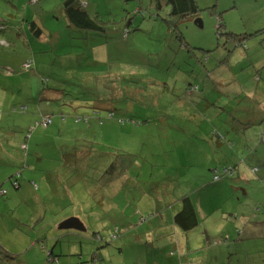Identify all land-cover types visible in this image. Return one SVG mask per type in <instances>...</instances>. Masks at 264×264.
<instances>
[{
	"label": "rangeland",
	"instance_id": "rangeland-1",
	"mask_svg": "<svg viewBox=\"0 0 264 264\" xmlns=\"http://www.w3.org/2000/svg\"><path fill=\"white\" fill-rule=\"evenodd\" d=\"M64 1L0 0V14L5 10L16 17L4 16L8 18L7 26L11 21H18L20 25L25 17L35 19L44 37L40 41L31 37L30 51L26 41H17L21 36H16L9 27L0 32L6 34L3 39L10 46L1 48L0 67L11 72L6 75L0 68V131L4 133L0 143L8 150L7 166L1 168L0 165V187L8 192L0 196V202L5 204V212L0 210V258L6 264H94L85 257L107 248L112 252L129 239L128 236L124 240L110 239L113 230L122 228L125 222L119 213V209L127 208L123 197L131 200L130 209L137 220L144 217L145 214H139V210L144 211L138 202L140 185L150 183L145 192L154 197V202L167 195L172 199L169 195L176 196L189 185L208 186L212 176L211 159H199L195 153L200 148L189 137L191 133L182 132L180 122H166L163 117L170 116L177 121L178 114L182 113L177 111V106L192 103L194 94L186 96L188 85H202V81L191 74L216 70L221 55L219 50H214L227 46L232 51L235 47L234 40L220 34L217 17L221 12L225 30L233 34L244 36L264 27V0H218L219 7L215 11L218 15L210 13L213 10H205L198 18L186 19L177 26L193 53L187 54L181 49L184 53L180 52L174 32H169L165 23L150 19V0H83L88 4L91 17L111 22V28L104 35L68 28L62 9ZM208 1L209 7L215 6V0H200V3L204 5ZM137 9L145 11L146 18L136 15ZM125 17L132 19L127 38L119 27ZM197 21H201V25ZM245 41L249 50L237 48L230 67L218 70L223 81L229 82L231 74L241 72L236 70L242 65L235 62L241 60L242 53L249 51L250 58L264 55V41L259 38ZM13 45L16 53L12 55ZM208 56L214 58L210 64L205 61ZM26 57L34 60L35 67L21 74L22 65H18V60ZM249 70L255 72L252 67L244 71L251 72ZM226 91L233 106L238 100L242 104L257 105L249 99L243 102V95L232 87ZM99 98L100 101L110 100L117 108V116L129 122L121 124L117 119H102L101 123L92 118L93 103ZM70 101L81 107L80 111L72 112L74 116L90 118L87 123H75ZM197 102L203 105L200 99ZM26 106L25 113L13 111ZM257 106L248 113L262 117V105ZM101 113L107 115L105 111ZM41 115H52V125L46 129L35 128ZM193 117L203 120L202 114ZM258 121L256 118L246 122L244 127L238 126L246 134L249 145L242 164H256L249 168L240 164L233 178H221L217 184L220 194L208 193L214 194L215 199L225 194L224 203L216 214L224 213L229 223L216 226L214 231L219 235L224 228L223 233L229 235L222 237V244L212 243L206 247L209 249L207 264H240V258L249 264H264V233H261L264 226L261 225L260 231L256 225L262 223L263 213L254 218L249 216L247 204H242L246 197L239 190L247 189L250 198L264 204L257 199V196L264 199V144L260 142L264 124ZM14 125L20 126L23 138L28 139L26 152L17 150L14 141L10 142L16 132ZM231 134L237 135L234 131ZM257 144L260 149L254 153ZM257 163H262L263 167ZM111 166L114 167L113 179L103 174ZM254 169H258L255 175L252 174ZM117 170L121 174L116 178ZM13 174L21 175L19 190L11 187L9 178ZM135 178H139V183ZM54 179L56 183L52 182ZM122 181H130V185L118 193L120 188L115 186L122 185ZM31 183L36 184L35 189ZM200 192L193 200L204 204L207 193L199 195ZM258 216L260 220H256ZM72 217L85 225L84 232L58 229L63 221ZM250 221L257 222L249 226ZM246 226L251 232H244L246 239L242 237L240 241L245 249L237 251L239 245L234 247L232 242ZM94 233L107 237L109 245L102 247L95 243ZM139 248L144 250L143 245ZM90 249L92 252L85 256ZM50 251L53 256L49 258ZM107 263L121 264L116 258ZM192 263L205 264L196 259Z\"/></svg>",
	"mask_w": 264,
	"mask_h": 264
},
{
	"label": "trees",
	"instance_id": "trees-1",
	"mask_svg": "<svg viewBox=\"0 0 264 264\" xmlns=\"http://www.w3.org/2000/svg\"><path fill=\"white\" fill-rule=\"evenodd\" d=\"M150 1H151L150 8L152 10V13L149 14L150 19L161 20L162 24L165 23L168 26L167 30H169V32L172 31V33L174 32L173 35L175 36L176 41L179 42V46H180L179 50L181 49L187 54H193L192 52H190V48L185 43L183 36L177 31V26L186 19L198 18L200 13L205 10H213L210 13L216 15L217 14L215 12L216 7L215 6L209 7V5L205 3L204 5H202L199 0H153V1L150 0ZM62 9H63V13L67 21V24H68L67 26H69V28L80 31L81 33L86 32V33H91V34H96V35H104V34H107L109 29L111 28L109 27L111 22L109 21L103 22L97 19L96 17L95 18L91 17L87 11V4H85L83 0H65L63 2ZM122 10L124 11V6ZM127 14H129V12H127ZM135 14L136 15L139 14L143 19L146 18L145 11L137 9L135 10ZM222 15H223V12H221L219 16L217 17V26L219 27L220 34L227 37L228 39L234 40L235 47L232 48V51H230L227 46H224L222 48H216L214 50V52L219 50L220 54L219 53L218 54L221 55L220 58H218V60L220 61L218 63V67H216V70L211 69L213 71L207 70L206 72L204 70L201 73H198L199 75H196L195 73L191 74V75L197 76L199 80L202 81V85H200V87L198 83L197 85L196 84L188 85L190 86L188 89L189 92L186 94V96H188V94H191V95L194 93L197 94V95L194 94L192 98V103H194V106L196 109L195 108L192 109V105H191L192 103H188V104L186 103V109L180 108L181 105L177 106L179 107L177 111L182 112L178 114L177 121H173L172 117L170 116L163 117L165 119L163 121H166V122H176V123L180 122L182 126L181 131L188 132V133L190 132L191 135L189 137L193 138L195 141L199 140V143L197 142L196 143L199 144L200 146L202 142H203L202 144H204L205 142L206 144H209L212 147L213 157H210L213 163L212 168L210 169L212 176L209 179L210 181L208 183V186L205 184L201 187L197 185V187H199L201 191L199 195H203L206 193L208 195V193L211 192L210 189L212 187L213 188L217 187V184L219 183V181H221V178L230 177V176L232 177L236 166L244 161V158H245L244 151L245 150L236 152L237 150H239V148H237L239 146V144L237 143V138L244 139L242 138L244 135V132L243 130H239L238 126L244 127L246 126V122H249L250 120H254L256 118H259L258 123L260 125L264 124V115L262 117H259L257 115H251L248 113L252 111L251 109L258 108L257 105H261V101L257 98V96L247 95L245 93L244 86H242V84H239L237 79L235 80L236 75L234 76V74H232V78H230L229 82H225L221 79L222 74L218 72V70H220L221 68L230 67V64L234 57L233 54L237 51V48L241 47L242 49L247 50L248 47L246 43L247 41H245L246 39L249 40L252 38H259L261 42L264 41V27L257 30L256 32H253L252 34H244V36L236 35V34L231 33V31L225 30L226 25H225V22L222 20ZM123 19H124L123 24L121 23L119 27H120L123 37L127 38L128 35L131 33L129 26L132 24V19L129 17H125ZM7 20L8 19L1 20L0 32H3L6 29V27H9L10 31L14 32L16 36H21V35H18L19 33L15 31L16 30L15 26H16V23L18 22H12L10 20L11 21L9 22L10 26H7L5 23ZM22 24L26 26L25 30L32 35L29 37L30 40H31V37H34L35 39L39 41L44 38L43 29L37 25V23L35 22V19L32 20V19H28L25 17L21 20L20 26ZM0 35L4 37L6 34L4 35L0 34ZM23 37L24 36H21V39L24 42ZM25 39L27 40L28 38H25ZM26 43H29V42H26ZM1 45L5 47L6 49L10 48V46L5 41H2ZM27 45L29 46V50L31 51V43ZM181 50L180 52H182ZM203 53L210 54L211 52H203ZM0 57H2V52H0ZM173 60L174 59L171 60L170 64L173 62ZM213 60L214 58H209V56L205 58L206 64H210ZM19 66H20V73L27 74L28 72L34 69L35 62L33 59H27L26 57V58H23V62L19 64ZM1 70L3 71V73L5 70L7 72L10 71L6 68H2ZM240 70L241 68H239L238 71ZM260 71H261L260 68L256 69L255 71V74L257 73L255 76L256 80H261L258 75ZM177 72L178 74L182 73L180 71H177ZM228 87H232V90L236 92L238 91L239 94L243 95L242 97L243 102L245 99H249L251 100V102L257 103V105L246 103V102H244L245 104H242L238 100L235 102L237 103V105L233 106L229 98V92L226 91ZM234 87L238 88V90H235ZM204 88H207L208 90L206 94L204 93ZM241 95H238L237 97ZM199 99L203 101L202 106L199 105L197 102ZM100 100L102 99L99 98L98 100H96L97 101L96 103H93L92 111L93 110L94 111L91 114L92 118H97L99 121H101V123H102V119H117V121H119L121 124L129 122L128 120H125L124 117L117 116V113H118L116 110L117 108L113 107V103L110 100L109 101L108 99L104 101H100ZM72 103L73 101H70L71 108H72L70 110V113L72 114L71 117L74 118L75 123H80V122L87 123L90 118L74 116L72 112L80 111L79 108L81 107L79 105L78 106L72 105ZM85 103L88 105L91 104L90 101L89 102L87 101ZM202 107H204V110H202ZM233 108H234V112H232ZM27 110L28 108L26 106V107L14 108L13 111L25 113ZM103 111H105L107 115L102 116L101 112ZM62 113L63 112L61 111V114ZM197 113L200 116L202 114L203 120L202 119L197 120L195 119V117H193L194 114H197ZM110 115L112 116L109 117ZM46 118L51 120V122L53 123L52 115H41L39 120L36 121V123L34 124L35 128L37 127L39 128L42 121ZM235 120H239V121H235ZM169 126H173V125L169 124ZM231 131L236 132L237 135H232ZM260 142L264 144V129H263V135L261 137ZM21 147H22L21 151H24V152L27 151L26 144H23ZM200 151L195 153L198 155L199 159L208 158V154L206 153L205 150L203 151L202 149H200ZM4 161L6 163V160L0 161L1 167L7 165V163L5 164ZM256 171H258V169L252 170V174L255 175ZM103 174L107 178L113 179L114 167L111 166L110 168L106 169ZM120 174H121L120 171L117 170L116 178ZM9 179H10L9 181L11 183V187L16 190H19L21 175L13 174L12 177H10ZM31 185L33 188H35L34 186H36L34 183L33 184L31 183ZM188 187L192 188L195 186L189 185ZM206 188H208V190H205ZM5 195H7V191H5L4 189H2V187H0V196L3 197ZM210 198L211 197L207 196L204 204L210 203L209 201L211 200ZM222 200L224 202L223 197H222ZM179 202H180L181 208L175 214L173 218V222L176 227H179L183 231L186 232L188 230L195 228L198 225L199 219H198V214L196 211V204L197 203L201 204V202L196 201L193 203L192 200L190 199V196L184 197ZM114 231H115V234L118 233L119 228L116 227L113 230V232ZM110 239L114 240L115 238H112L110 236ZM115 240H117V238ZM93 241L97 244H102V247L109 245V242H107L108 238L103 237L99 234H94ZM221 242L223 243V241L221 240L217 244H220ZM52 256L53 254L48 255L49 258ZM94 257L95 258L92 257L93 261L97 262V257L96 256ZM0 260L2 259L0 258ZM11 260H14V258L11 257Z\"/></svg>",
	"mask_w": 264,
	"mask_h": 264
},
{
	"label": "crops",
	"instance_id": "crops-1",
	"mask_svg": "<svg viewBox=\"0 0 264 264\" xmlns=\"http://www.w3.org/2000/svg\"><path fill=\"white\" fill-rule=\"evenodd\" d=\"M214 2H215V7L216 8L219 7L218 0H215ZM205 4L209 5L210 1H208ZM87 9H88V4H87ZM1 13L2 14H0V22L2 19H8L9 17L10 18L15 17L5 10H2ZM4 16L8 18H5ZM17 24L18 23H16L15 31L19 33L18 35L28 38L26 40L23 37L24 41L26 40V42L31 43L32 41L30 40L29 37L32 35L25 30L26 26L24 24H22L21 26ZM67 27L69 28V26ZM3 38L4 37L0 35V51L2 50L1 48L6 49L5 47L1 45V42L4 41ZM16 40L23 41L21 38L16 39ZM15 45L17 47L18 42ZM16 47L14 45L12 46V50H14L12 51V55L16 53V50H15ZM31 51H32V47H31ZM0 59L2 60L3 58L0 57ZM22 62H23V59L22 58L19 59L18 65L21 64ZM235 63L234 64L238 66L239 64L242 65L241 72L240 73L237 72L238 75L235 76V80L237 79L239 84H242V86H244V90L247 95L257 96V98L261 101L262 110H264V55L261 54L260 57L250 58V55L248 54V52L242 53L241 60ZM246 63H248V65H246ZM248 67L254 68L255 71L256 69L260 68L261 71L258 75L261 80H256L255 76L257 73L255 74L254 71L252 70H249L251 72L244 71ZM238 70L239 69L237 68L236 71ZM5 71L4 73L7 75V73L9 72L7 71L5 72ZM207 91H208L207 88H204L205 94ZM194 94L197 95L196 93ZM191 105H192V109L195 108L194 103H192ZM180 108L186 109V103H183L180 106ZM13 128L16 130V132L10 137V142L14 141V143L16 144V149L21 151L22 149L21 146L23 144H27L28 139L26 137L23 138L24 137V134L22 133L23 129L20 126L14 125ZM245 135L246 134H244L242 137L244 139L237 138V143L239 144L237 148H239V150H237L236 152L242 151V150H245V148H248L249 145H248ZM2 136H4V133L0 131V137L2 138ZM196 142L199 143V140H197ZM202 143H201V146L199 144H197V146L203 151L204 150L206 151V153L208 154V158L213 157L212 147L209 144H206L205 142L204 144ZM17 145H18V148H17ZM5 146H6L5 144H3L2 146V144L0 143V161L6 160L8 157V150H7V147ZM254 148L256 149L254 153H257V151L260 149L258 147V144ZM240 164L236 166L234 174L238 172ZM254 164L256 163H250V164L243 163L242 165L249 168L250 165H254ZM257 164L263 167L262 163H257ZM6 166H3L1 168H5ZM137 175H141V173L140 174L137 173ZM232 177H234V175ZM134 180L137 183H139V178H135ZM52 182L56 183V179L52 180ZM129 182L130 181H122V185L121 183L117 184V186L115 187H118L117 189L120 188L118 190V193L120 191L124 192L125 186L130 185L128 184ZM149 184L150 183H148L146 186H143V187L142 185H140L141 193H140V196L138 197V200H139L138 202H139V207L142 208L144 211L141 212L139 210V214H145V215L144 217H140L138 220L133 212V209H130L131 200L127 196L126 198L123 197V200H124L123 203L126 204L125 206H127V208L119 209L120 211L119 213L123 216V219L125 222H124L123 227L119 228L118 233L115 234V231H114L112 232L110 236L112 238H115V239L117 238L119 240H124L128 236L129 237L128 241H124L125 242L124 245L122 243L119 247H117L116 249H113L114 252L113 251L108 252V248H107L104 250L102 249V251L98 250L96 254H92L93 258H95L94 256L97 257V262H94L91 256L85 257V258H90V261L94 264H100L101 262H103L102 264H108L107 261L111 259L113 260L114 258L118 259L121 262V264H193L192 262H194L195 259L199 263L205 262V264H207L206 262L208 261V258H209V249H207L206 247L210 246L212 243L214 245H219L217 243L222 240V237L229 235L228 233H223L224 228L221 230L222 233L219 235H217L216 231H214V228L216 226H222L225 223H229V221H227L226 218L223 217L224 213H220L222 216H219V214H216L221 209V206L224 203L222 202L221 199H222V196L225 194L220 195L221 197L216 198V199L214 198V194H208L207 196L211 197L210 198L211 200H209L210 203L203 204V205L199 203L197 204L195 203L196 211H197L198 219H199L198 225L195 228L185 232L181 228L175 226L173 222V218L175 214L181 208L179 201L186 196H190V199L192 200V202L193 203L196 202V199L193 201V197L200 192V188L196 186L192 188L187 187L185 189H181L179 190L176 196L173 194L169 195L172 199H169L168 195L167 197L165 196L166 198L157 196L158 200H155L154 202V197H152L151 194L145 192L146 187L150 186ZM20 188H21V185H20ZM220 189H221L220 187L211 188L210 193L216 192L217 194H220V191H221ZM205 190H208V188H206ZM239 190L242 191L244 193V196L246 197V200H244L242 204H247L246 207L250 210L248 212L249 216L251 215L254 218L256 215H259L260 212L263 213L262 218H260L259 216L256 218V220H258L259 218L262 220L261 224H256L258 229L260 230L261 225L264 226V204H259L257 203L256 200L250 198L251 196L248 194L247 189H244V190L239 189ZM257 199L264 201V199L258 196H257ZM5 203H8L7 200L5 201ZM0 210H3L5 212L4 201L0 202ZM0 215H2V211H0ZM209 222L211 223L217 222V223L209 224ZM255 222L257 221H250L249 226L251 224L253 225V223ZM249 226H246L243 229V231H241V235L239 236L241 239L242 237H244V232H246L247 234L251 232V229L249 228ZM85 230H86V227H85ZM64 231H69V230H64ZM261 233H264V230H262ZM239 237H237V240H233L232 242L234 247L236 246L235 244L239 245L237 251H240L241 249H245L242 246V244H240V241L242 242L243 239L240 240ZM92 238L94 239V236ZM133 245H135L136 248H133L132 247ZM140 245L144 246V250L143 248H139ZM80 252H81V249H80ZM91 252L92 250L90 249L89 251H87V253H85L86 254L85 256H88V254H90ZM49 254H53V252L50 251L48 255ZM69 254H67V256H70ZM247 254H249V252H247ZM82 256H83V253L81 257ZM213 259L215 260L216 257L215 258L213 257ZM240 259H241L240 264H249V261L247 263L246 260L242 261V258ZM84 260L86 261V259ZM227 262L230 263L228 258H227ZM0 264H6V263L5 262L2 263V261L0 260Z\"/></svg>",
	"mask_w": 264,
	"mask_h": 264
},
{
	"label": "water",
	"instance_id": "water-1",
	"mask_svg": "<svg viewBox=\"0 0 264 264\" xmlns=\"http://www.w3.org/2000/svg\"><path fill=\"white\" fill-rule=\"evenodd\" d=\"M198 24L201 25V21H197ZM59 230L64 231V230H74L78 232H84L85 227L82 224V222L75 217L69 218L65 221H63L60 226L58 227Z\"/></svg>",
	"mask_w": 264,
	"mask_h": 264
},
{
	"label": "built area",
	"instance_id": "built-area-1",
	"mask_svg": "<svg viewBox=\"0 0 264 264\" xmlns=\"http://www.w3.org/2000/svg\"><path fill=\"white\" fill-rule=\"evenodd\" d=\"M111 116H112V115H110L109 117H111ZM50 125H52L51 120H49L48 118H46V119H44V120L42 121V123L40 124V127L46 129V128H48Z\"/></svg>",
	"mask_w": 264,
	"mask_h": 264
}]
</instances>
